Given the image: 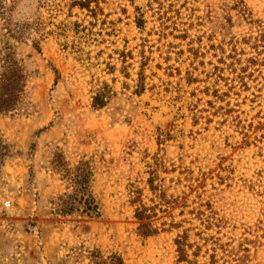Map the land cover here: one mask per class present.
<instances>
[{"label":"rangeland","instance_id":"rangeland-1","mask_svg":"<svg viewBox=\"0 0 264 264\" xmlns=\"http://www.w3.org/2000/svg\"><path fill=\"white\" fill-rule=\"evenodd\" d=\"M263 32L264 0H0V264H264Z\"/></svg>","mask_w":264,"mask_h":264},{"label":"trees","instance_id":"trees-1","mask_svg":"<svg viewBox=\"0 0 264 264\" xmlns=\"http://www.w3.org/2000/svg\"><path fill=\"white\" fill-rule=\"evenodd\" d=\"M80 8H84L85 6L82 3H76ZM261 43H264V32L263 34L259 35L258 39L256 40V43L254 47L260 46ZM12 72L11 75L6 78V89L7 94H6V99L3 101H0V112H8L12 106L14 105V102L18 99L20 94L22 93L23 90V82H24V76L21 73V70L16 67V64H12ZM94 101V107H102L104 105L103 103V96L101 95H96L93 98ZM139 207L135 208L134 211V218L138 221L141 222V224L138 226V234L141 237H149L153 234L156 233V230L152 229L150 224L142 223L148 219L151 218V215L147 214V210L145 209L144 205H138ZM153 216V215H152ZM176 245H178V251L180 254V258H182L184 254V250L182 248V245H180L179 241H176ZM93 264H123L121 259L117 257L116 255H111L107 259H103L99 255H93ZM98 261V262H97Z\"/></svg>","mask_w":264,"mask_h":264},{"label":"built area","instance_id":"built-area-1","mask_svg":"<svg viewBox=\"0 0 264 264\" xmlns=\"http://www.w3.org/2000/svg\"><path fill=\"white\" fill-rule=\"evenodd\" d=\"M9 205H10L9 203H6V205H5V206H6V207H9Z\"/></svg>","mask_w":264,"mask_h":264}]
</instances>
